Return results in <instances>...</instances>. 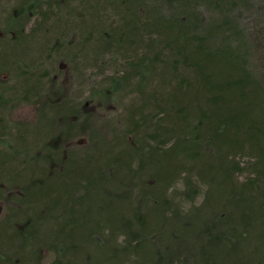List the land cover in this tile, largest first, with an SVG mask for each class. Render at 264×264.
<instances>
[{
	"label": "trees",
	"instance_id": "1",
	"mask_svg": "<svg viewBox=\"0 0 264 264\" xmlns=\"http://www.w3.org/2000/svg\"><path fill=\"white\" fill-rule=\"evenodd\" d=\"M0 61V264H264V0H0Z\"/></svg>",
	"mask_w": 264,
	"mask_h": 264
},
{
	"label": "rangeland",
	"instance_id": "2",
	"mask_svg": "<svg viewBox=\"0 0 264 264\" xmlns=\"http://www.w3.org/2000/svg\"><path fill=\"white\" fill-rule=\"evenodd\" d=\"M2 61V60H1ZM0 61V62H1ZM3 61H5V59L3 60ZM5 65H7L8 66V62L7 63H5ZM3 78H5V79H8V76L7 75H4V77ZM71 79V78H70ZM97 80H99V78H96V79H92V81L93 82H95V81H97ZM111 108H113V107H110V106H105L104 108H102L101 110L99 109V112H100V115H101V117H102V119L103 118H106V117H110V118H114L113 117V114H114V112H115V109H114V111H110L111 110ZM35 113V109H33V107L32 106H25V105H23V106H19V107H17L15 110H11V112H10V119L12 120V121H17V122H25V123H31L32 122V120H33V118H34V113ZM109 118V119H110ZM41 124V123H40ZM97 129V128H96ZM98 130V129H97ZM99 131H101L102 132V129L101 130H99ZM96 134V133H95ZM99 136L100 135H97V137L99 138ZM79 142H83V139H80L79 140ZM99 143H100V145H101V141L99 140ZM180 185V184H179ZM3 208H1L0 207V212H1V210H2ZM52 258H53V254L52 253H49V252H46V251H44L43 252V255H42V258H41V261H40V264H48L51 260H52Z\"/></svg>",
	"mask_w": 264,
	"mask_h": 264
},
{
	"label": "bare ground",
	"instance_id": "3",
	"mask_svg": "<svg viewBox=\"0 0 264 264\" xmlns=\"http://www.w3.org/2000/svg\"><path fill=\"white\" fill-rule=\"evenodd\" d=\"M14 26V25H13ZM74 34V33H73ZM117 81V80H116ZM67 93V92H66ZM43 100V99H42ZM60 102V101H59ZM27 105V104H26ZM19 107V106H18ZM34 113V112H33ZM199 123V122H198ZM2 150V149H1ZM29 161H30V159H29ZM35 165V164H34Z\"/></svg>",
	"mask_w": 264,
	"mask_h": 264
}]
</instances>
